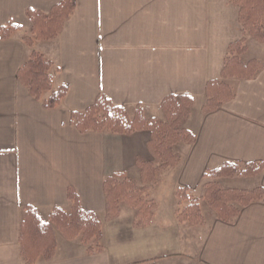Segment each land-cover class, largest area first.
I'll use <instances>...</instances> for the list:
<instances>
[{
    "label": "crops",
    "instance_id": "1",
    "mask_svg": "<svg viewBox=\"0 0 264 264\" xmlns=\"http://www.w3.org/2000/svg\"><path fill=\"white\" fill-rule=\"evenodd\" d=\"M61 1L0 0V29L19 27L10 38L0 34V264H26L25 208L35 207L44 219L56 207L69 210L70 188L84 210L101 217L103 249L91 253L80 239L58 232L53 258L35 264H264V201L244 207L233 222L203 213L205 223L191 225L176 214L177 189L204 192L208 169L226 161L264 162V68L253 79H228L236 96L203 111L208 81L222 77L229 45L245 37L239 6L231 0H76L56 38L28 45L33 21L27 10L49 13ZM246 43L243 60L264 63V42L247 35ZM33 51L53 62L54 88H68L55 108L34 98L18 77ZM100 94L132 116L141 107L158 119L165 118L166 96L195 97L186 127L197 140L176 145L180 162L149 184L158 209L146 226L136 224L137 211L126 203L118 216H107L104 181L124 172L146 184L137 161L154 159L151 133L82 132L71 121L73 111L86 110ZM231 178L253 181L225 183ZM219 181L252 189L264 186V172ZM168 185L170 205L160 199Z\"/></svg>",
    "mask_w": 264,
    "mask_h": 264
},
{
    "label": "trees",
    "instance_id": "2",
    "mask_svg": "<svg viewBox=\"0 0 264 264\" xmlns=\"http://www.w3.org/2000/svg\"><path fill=\"white\" fill-rule=\"evenodd\" d=\"M231 2L239 6V21L245 37L229 45L222 77L208 81L206 102L203 107L205 114L218 110L236 96L228 79H253L264 68L263 61L259 59L244 61L242 58L248 48L247 35L264 42V0ZM75 8L76 0H63L49 13L28 9L27 14L33 21V27L31 34L24 37V41L33 46L36 41L56 38ZM18 29L19 27L14 24L2 26L1 37L10 38ZM53 67V62L44 54L33 51L18 71L20 81L34 98L43 100L46 108L58 106L68 92L66 86L54 88ZM47 92H50V95L44 98ZM194 103L195 97L191 94L168 95L161 104L165 119H158L147 117L141 107H138L132 116L124 106L117 105L108 96L100 94L86 110L72 112L71 121L82 132L107 131L130 135L146 130L151 133L148 145L154 159L137 161L146 184H137L124 172H117L104 181L109 218L118 216L122 204L126 203L137 211L138 226H146L153 220L158 204L152 197L149 184L155 183L163 173L180 162L176 145L196 142V134L185 125ZM263 172L264 162L226 161L221 166L205 172L206 181L203 185L202 198L213 208L218 219L233 222L244 207L264 201V186L252 189L224 187L219 180L234 176H255ZM176 197L180 205L176 213L180 222L191 225L205 223L201 198L193 195L189 187L180 186L176 191ZM68 198L71 208L66 210L56 207L47 219H44L35 207L25 208L20 229V244L26 264L53 258L58 247V232L67 239H80L88 245V251L91 253L103 249L104 232L101 217L82 208L79 195L74 188L69 189Z\"/></svg>",
    "mask_w": 264,
    "mask_h": 264
},
{
    "label": "rangeland",
    "instance_id": "3",
    "mask_svg": "<svg viewBox=\"0 0 264 264\" xmlns=\"http://www.w3.org/2000/svg\"><path fill=\"white\" fill-rule=\"evenodd\" d=\"M185 125H186V123H185ZM172 181L173 180H171V182ZM246 181H253V180H244V178H237V179L231 178V179H227L225 183L230 184V185L244 186V184H246L245 183ZM171 186L172 185H168L167 189L165 191V194L160 197L162 202L163 201H164V203L167 202V205L171 204V199H172L171 198L172 197ZM195 192H196L195 195L201 198V207H202L203 213L206 216L215 215L213 208L207 203V201L204 198H202L204 192H201V193L199 191H195Z\"/></svg>",
    "mask_w": 264,
    "mask_h": 264
}]
</instances>
